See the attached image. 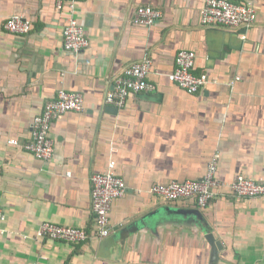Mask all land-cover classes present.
<instances>
[{
	"label": "crops",
	"instance_id": "0c3cea01",
	"mask_svg": "<svg viewBox=\"0 0 264 264\" xmlns=\"http://www.w3.org/2000/svg\"><path fill=\"white\" fill-rule=\"evenodd\" d=\"M150 1H78L74 15L90 42L77 53L64 47L68 5L0 0V264H264V196H238L229 186L239 175L264 181V0H253L257 19L240 29L203 25L206 0H152L162 17L136 24L137 8ZM12 15L30 20V32L6 29ZM182 49L196 52L193 71L210 79L196 93L168 78ZM145 57L155 90L130 95L122 107L106 103L117 77ZM61 89L82 93L85 105L53 122L55 154L46 160L23 144ZM217 152L224 185L206 207L153 193L155 185L201 179ZM111 161L127 191L113 201L107 237L139 229L125 247L105 250L92 175ZM44 221L89 238L39 237ZM209 231L222 243L216 258Z\"/></svg>",
	"mask_w": 264,
	"mask_h": 264
},
{
	"label": "built area",
	"instance_id": "2783aa9c",
	"mask_svg": "<svg viewBox=\"0 0 264 264\" xmlns=\"http://www.w3.org/2000/svg\"><path fill=\"white\" fill-rule=\"evenodd\" d=\"M57 7L64 9L66 5L72 13L67 18L63 31L64 47L68 51L80 52L89 46V38L84 26L74 15L75 4L80 0H56ZM163 15L151 0L148 4L140 5L133 21L136 24L152 25ZM257 19V7L253 0L243 3L230 0H206L201 9V21L205 26L226 28H248ZM6 29L14 33L25 34L32 29L30 20L22 15H12L5 20ZM197 54L194 50L182 49L176 56L175 68L168 73L170 81L178 84L189 93H196L210 81L207 74H196L193 69ZM153 66L150 57H145L127 66L117 77L111 89L106 92L105 102L122 107L130 95L144 91H153L156 85L149 79ZM85 99L80 92L66 89L59 90L55 99L49 101L42 113L37 115L31 124V137L23 144L24 148L42 159H51L55 154V142L51 136L53 122L62 117L65 112L84 109ZM9 143L17 145L18 139L12 138ZM220 153H215L207 171L201 179L173 181L166 185H155L152 191L165 201H177L186 198L195 199L199 207H206L211 203L224 182L218 179V165ZM109 170L92 175V210L95 216L96 232L100 237L110 235V210L113 201L127 191L124 179L114 168L115 161L109 164ZM69 174H71L69 172ZM230 188L233 193L242 197L264 196V181L239 175ZM6 214L0 206V221L5 220ZM39 237L60 239L71 243L84 242L89 238L86 230L61 225L51 221H44L37 232Z\"/></svg>",
	"mask_w": 264,
	"mask_h": 264
},
{
	"label": "water",
	"instance_id": "95a60500",
	"mask_svg": "<svg viewBox=\"0 0 264 264\" xmlns=\"http://www.w3.org/2000/svg\"><path fill=\"white\" fill-rule=\"evenodd\" d=\"M179 211H182V212H193V213H196V215H199V212L197 213L196 210L194 209H181ZM136 229H139V227L137 226H134L132 228L129 227V229H124L122 230L121 232H119V236L117 237H114V236H110V237H107L105 240H104V243H103V248L105 250H108L109 248L113 247L115 244H120L122 247H125L126 245V241L127 239L133 234L136 232ZM209 243L212 245V249H213V258H216L219 256V250H221L222 248V243L221 241H219L218 239H216V237L214 236V234L212 232H207V235H206ZM105 257H108L109 255H104Z\"/></svg>",
	"mask_w": 264,
	"mask_h": 264
}]
</instances>
